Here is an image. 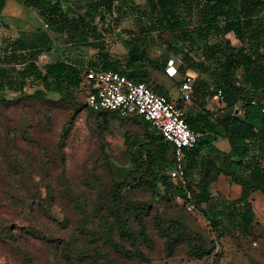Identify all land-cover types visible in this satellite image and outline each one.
Listing matches in <instances>:
<instances>
[{
    "label": "rangeland",
    "instance_id": "374dc122",
    "mask_svg": "<svg viewBox=\"0 0 264 264\" xmlns=\"http://www.w3.org/2000/svg\"><path fill=\"white\" fill-rule=\"evenodd\" d=\"M138 2L145 7V0ZM0 18V38H33L38 27L47 28L36 10L18 0H8ZM134 26L133 19L122 22L110 39L114 62L126 53L121 41ZM53 38L56 45L44 54L45 62L78 53L94 60L98 54L87 47L67 52L64 37ZM176 42L163 33L147 49L160 62L183 60V53L169 47ZM151 71L180 100L182 75ZM25 88L27 94L44 89L47 98L8 90L11 101L0 102V264H264V191L251 195V230L217 237L202 212L190 211L181 198L168 203L149 186H136L133 178L140 172L130 163L135 150L126 146L124 133L149 142L150 129L119 118L103 131L96 112L67 104L56 89L31 80ZM183 104L187 116L198 115L193 101ZM207 105L214 118L224 109L218 96ZM225 190L219 191L227 199L236 198ZM201 246L210 251L198 258Z\"/></svg>",
    "mask_w": 264,
    "mask_h": 264
},
{
    "label": "trees",
    "instance_id": "16d2710c",
    "mask_svg": "<svg viewBox=\"0 0 264 264\" xmlns=\"http://www.w3.org/2000/svg\"><path fill=\"white\" fill-rule=\"evenodd\" d=\"M18 1L36 10L47 28L38 27L33 38L24 34L0 38V102L11 101L5 97L8 90L46 99L44 89L27 94L25 87L31 80L56 89L71 106L96 112L100 130L110 129L112 120L119 118L147 127L149 142L124 133L126 146L135 150L130 163L140 172L133 180L136 186H149L155 198L184 201L183 186L170 176L175 164L173 144L142 116L93 110L83 88L84 69L93 66L118 70L173 99L163 84L152 79L151 71L167 76L171 58L160 62L147 49L148 43L169 33L177 41L169 47L184 54L178 68L180 88L187 73L196 74L191 101L200 110L195 117L185 115L188 126L202 136L194 147L184 150V164L197 210L209 220L217 237L253 228L256 214L251 195L264 191V0H145V7L138 0ZM7 2L0 0V17ZM130 19L135 26L121 41L127 51L116 63L109 52L110 39ZM55 34L64 37L67 52L87 47L97 50L96 58L78 53L74 58L41 63L40 57L56 45ZM219 91L224 109L214 118L206 105ZM175 101L182 107L185 103L182 97ZM220 139L228 141V149L217 145ZM221 174L229 177L230 184L241 186L238 197L227 199L217 189ZM209 251L201 246L196 255L203 258ZM137 254L148 260L140 251Z\"/></svg>",
    "mask_w": 264,
    "mask_h": 264
},
{
    "label": "built area",
    "instance_id": "2783aa9c",
    "mask_svg": "<svg viewBox=\"0 0 264 264\" xmlns=\"http://www.w3.org/2000/svg\"><path fill=\"white\" fill-rule=\"evenodd\" d=\"M45 57H40L41 63L45 62ZM180 63V59L171 58L166 67L167 76H179ZM195 78L196 74L189 72L181 84V97L185 103L191 101ZM83 88L86 102L93 110L117 111L122 116H142L161 132L166 141L173 144L175 164L170 176L183 186L187 208L196 210L195 197L188 188L184 150L194 147L202 134L188 126L184 107L166 95L155 93L146 83L136 82L118 70L86 66ZM218 97L222 98L221 91Z\"/></svg>",
    "mask_w": 264,
    "mask_h": 264
},
{
    "label": "crops",
    "instance_id": "0c3cea01",
    "mask_svg": "<svg viewBox=\"0 0 264 264\" xmlns=\"http://www.w3.org/2000/svg\"><path fill=\"white\" fill-rule=\"evenodd\" d=\"M5 8H6V7H5ZM3 13H5V9H4ZM3 13H2V15H3ZM2 15H1V16H2ZM3 22H4V21H2V24H1V25L4 24ZM164 85H165V84H164ZM180 91H181V89H180ZM207 104H208V103H207ZM206 109H210L209 105H206ZM220 144H221L222 146H221ZM217 145H218L219 147L223 148V149H228V148H229V143H228V141H227L226 139H220V140L217 142ZM222 187H225V188H226L225 191H228V192H229V191H230V192H234V194L236 195V197H238V196L240 195V193H241V186L238 185V184H230V182H229V177L226 176V175H224V174H221V175L219 176L218 181H217V189L220 190V189H222ZM226 195H228V193H227Z\"/></svg>",
    "mask_w": 264,
    "mask_h": 264
}]
</instances>
